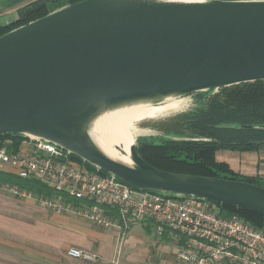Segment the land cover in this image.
Segmentation results:
<instances>
[{"label": "water", "instance_id": "1", "mask_svg": "<svg viewBox=\"0 0 264 264\" xmlns=\"http://www.w3.org/2000/svg\"><path fill=\"white\" fill-rule=\"evenodd\" d=\"M258 80L264 0H82L0 36V132L53 143L141 190L264 216L261 185L157 168L136 142L129 166L85 133L101 108Z\"/></svg>", "mask_w": 264, "mask_h": 264}, {"label": "built area", "instance_id": "2", "mask_svg": "<svg viewBox=\"0 0 264 264\" xmlns=\"http://www.w3.org/2000/svg\"><path fill=\"white\" fill-rule=\"evenodd\" d=\"M0 143V171L32 178L52 189L54 197H37L12 188L17 196L36 199L56 212L85 217L104 228L121 231L118 256L71 247L68 255L88 264H119L121 249L132 224L152 222L159 236L173 240L175 264H264V229L221 204L180 199L141 190L77 160L67 150L41 139L23 137ZM114 210L110 215L108 209Z\"/></svg>", "mask_w": 264, "mask_h": 264}, {"label": "trees", "instance_id": "3", "mask_svg": "<svg viewBox=\"0 0 264 264\" xmlns=\"http://www.w3.org/2000/svg\"><path fill=\"white\" fill-rule=\"evenodd\" d=\"M1 1L0 5L18 9L12 22L0 25V36L47 15L51 12V6L64 1L75 4L82 0ZM187 119L188 126L194 132L190 139H169L159 143L143 141L137 145V151L148 163L166 171L234 179L264 187V180L241 175L227 162L217 159V153L221 150L256 152L264 148V80L220 88L218 92L208 95L204 106L190 112ZM224 124H236V127H223ZM5 138H14L18 147L23 137L0 132V140ZM2 183L40 196L56 194L45 184L10 171H0V185ZM221 205L227 213L241 215L264 229V216L235 205Z\"/></svg>", "mask_w": 264, "mask_h": 264}, {"label": "crops", "instance_id": "4", "mask_svg": "<svg viewBox=\"0 0 264 264\" xmlns=\"http://www.w3.org/2000/svg\"><path fill=\"white\" fill-rule=\"evenodd\" d=\"M217 159L227 162L241 175L264 180V148L256 152L221 150ZM15 196L0 197V264H88L70 257L71 247L94 252L105 260L117 256L122 235L119 229L101 227L80 215L56 212L39 202L36 204L34 197ZM107 209L110 215L115 214L111 208ZM139 224L155 239L145 241L147 261L136 264H175L176 254L169 235H157L152 222ZM133 225L138 224L131 225L123 247L137 244L135 238H130ZM135 255L129 250L122 253L119 264H135Z\"/></svg>", "mask_w": 264, "mask_h": 264}, {"label": "rangeland", "instance_id": "5", "mask_svg": "<svg viewBox=\"0 0 264 264\" xmlns=\"http://www.w3.org/2000/svg\"><path fill=\"white\" fill-rule=\"evenodd\" d=\"M1 2L2 1L0 0V4H2ZM67 5H69V2L64 1L58 5L51 6L50 11L60 9ZM17 9L18 7L8 8L4 5H0V25H5L12 22L16 18ZM216 92H218V90L214 92L199 91L187 95H174L171 98L164 100L161 103L165 104L169 102L179 101L182 107L162 117L147 119L140 123H137V128L135 133L136 145H140V143L143 141H153L159 143L169 139H180L187 137L190 138L191 136H193L194 132L192 131L190 126H188L187 115L190 112L203 107L204 103L206 102V97L211 93H216ZM1 142L2 141L0 140V143ZM14 144L16 146L17 144L16 141L14 142ZM124 154L126 153L124 152ZM12 188H18V187L7 183H2L0 185V197L2 195H5L7 197H14L15 195L11 192ZM24 191L26 193H31L33 195H36L37 197H41L40 195L34 194L33 192H28L26 190ZM42 196L46 197V195H42ZM49 197H54V196L49 195ZM36 204H38V202ZM130 238L132 239L135 238V240H137V244L130 247H127V245L125 244L124 247L121 249L120 257L122 253H125L126 251L129 250L130 253L133 252L137 253V255L133 256V259L136 261L133 263L136 264L147 261L146 259L147 254L146 251L144 250V247L146 245L145 241L155 239L154 236L152 237L150 231L149 232L146 231L142 227V225L138 224V225H133V227L131 228ZM117 256H118V252H117ZM117 256L114 259H116Z\"/></svg>", "mask_w": 264, "mask_h": 264}, {"label": "bare ground", "instance_id": "6", "mask_svg": "<svg viewBox=\"0 0 264 264\" xmlns=\"http://www.w3.org/2000/svg\"><path fill=\"white\" fill-rule=\"evenodd\" d=\"M159 1L194 2L204 0ZM180 107L182 106L179 101L156 105L153 104V100L145 99L101 108L87 120L85 133L97 150L118 162L134 166L130 156V147L136 141L137 123L162 117Z\"/></svg>", "mask_w": 264, "mask_h": 264}]
</instances>
